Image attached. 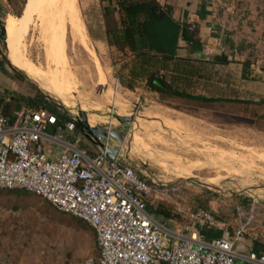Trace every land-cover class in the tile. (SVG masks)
<instances>
[{
	"label": "rangeland",
	"instance_id": "obj_1",
	"mask_svg": "<svg viewBox=\"0 0 264 264\" xmlns=\"http://www.w3.org/2000/svg\"><path fill=\"white\" fill-rule=\"evenodd\" d=\"M29 1L0 0V30L1 23L6 25V39L0 37V60L9 58L20 69L31 66L32 75L27 76L45 94L50 85L57 91L60 88V113L78 119L84 112L90 126L127 134L121 145L124 162L136 168L148 183L167 184V195L149 199L150 206L164 205L176 216L159 218L160 223L181 229L189 224V212L205 210L230 230L246 224V237L256 239L255 249L262 253L264 96H258L255 89L251 100H239L254 102L251 105L204 104L160 97L149 92L144 82L130 90L123 84L129 83L125 80L127 69L122 70L127 63H122L106 42L97 40L106 33L103 12L107 3L40 0L30 12ZM245 9L252 11L250 24L233 36V46L222 41L227 29L213 35L225 46L226 56L243 60L249 65L250 78L258 81L254 71L264 84V0L248 2ZM26 16L28 23L13 39L14 55L10 32ZM4 66L16 77L8 61ZM4 80H0V92L9 97L8 102L16 93L27 97L38 94L26 80ZM115 115L127 120L120 121ZM79 134L83 137L79 148L94 155L92 149L84 148V143L90 142L82 132L77 129L73 138ZM113 144L117 147L119 141ZM44 146L48 153L50 144L44 142ZM52 146L56 158L63 148ZM2 194L0 206L6 200ZM29 221L10 226L9 231L0 229V264H80L98 254L93 228L49 202Z\"/></svg>",
	"mask_w": 264,
	"mask_h": 264
},
{
	"label": "built area",
	"instance_id": "obj_2",
	"mask_svg": "<svg viewBox=\"0 0 264 264\" xmlns=\"http://www.w3.org/2000/svg\"><path fill=\"white\" fill-rule=\"evenodd\" d=\"M192 29H195L193 24ZM209 46L204 54L211 56ZM14 124L0 109V191L24 190L44 198L56 210L77 217L94 230L96 257L80 264H264V254L240 256L235 246L247 243V225L231 231L210 212H189V224L171 228L149 213L147 201L167 195V187L148 183L133 167L104 150L88 156L77 144L64 140L77 130L72 121L63 126L47 109L24 108ZM44 142L61 146L54 157ZM202 229H217L219 239L205 241Z\"/></svg>",
	"mask_w": 264,
	"mask_h": 264
},
{
	"label": "trees",
	"instance_id": "obj_3",
	"mask_svg": "<svg viewBox=\"0 0 264 264\" xmlns=\"http://www.w3.org/2000/svg\"><path fill=\"white\" fill-rule=\"evenodd\" d=\"M102 3H107L103 12L107 44L115 52L114 54H119L122 63H127L122 67V70L127 69L128 71L125 80H129V83L126 85L123 83L126 88L134 90L136 83L144 82V86L149 92L163 98H178L204 104L217 102L254 104V102L239 100L225 101L197 94L193 90L195 88L194 79L199 73L197 71L199 65L197 66V64L181 69L174 68L167 73V66L175 61L181 40L185 41L188 46L198 48L204 46L198 35V25L195 23L183 25L175 20L170 6H162L157 0H102ZM205 9L206 3H203L200 8L202 17H205ZM193 24L195 29L191 28ZM221 31L218 29V32ZM225 34L227 37H224L225 39L222 41L226 45L229 43L233 46L231 39L236 33L228 30V33ZM231 34L232 36H230ZM217 36L220 38L219 34ZM4 61L8 60L4 58ZM5 62L0 60V72L17 81L19 79L25 81V78L12 67L16 77L11 75L4 66ZM242 65L243 78L250 79L249 65L245 63ZM6 98L9 97L7 95L0 96V109L10 124L15 123L16 113L24 108L47 109L58 117L60 126L68 122V119L59 112L58 108L39 92L35 97L16 93L9 102ZM261 104H264V100ZM147 208L149 213L155 215L156 220L176 217L164 205L150 206L149 200L147 201ZM200 233L207 242L222 236V232L217 229H202ZM255 246L258 247L257 244ZM262 252L264 253V248Z\"/></svg>",
	"mask_w": 264,
	"mask_h": 264
},
{
	"label": "crops",
	"instance_id": "obj_4",
	"mask_svg": "<svg viewBox=\"0 0 264 264\" xmlns=\"http://www.w3.org/2000/svg\"><path fill=\"white\" fill-rule=\"evenodd\" d=\"M162 6H170L173 11V17L183 25H191L195 23L198 25L199 38L204 44L203 47L188 46L185 41H180V49L175 58V61L167 66L168 71H172L174 68L181 69L184 67L197 64L198 75L195 77V92L197 94L205 95L207 97L223 99V100H251L253 92L256 89L258 96H264V84L260 81H254L253 77L250 79L243 78V60L237 58L233 59V55L226 56L225 46L219 43V39L213 34L218 32V29H227L233 33H239L242 28H246L249 22V14L245 7L248 2L254 0H157ZM203 3H206L205 17L200 14V8ZM229 3V4H228ZM105 6V5H104ZM249 19V20H248ZM245 31V30H244ZM98 42H106V33L102 34L100 38H97ZM218 44V45H217ZM212 48L213 52L211 56L204 54L207 47ZM228 61L227 63H222ZM240 61V62H237ZM21 70L20 68H18ZM181 71V70H179ZM177 71V72H179ZM23 72V71H22ZM5 77L6 79L4 80ZM4 80L6 83H16L17 80L4 75L0 72V80ZM254 84L258 85L254 88ZM7 90V89H5ZM47 91V90H46ZM262 91V92H261ZM58 92V91H57ZM154 94V93H152ZM6 95L4 92H0V96ZM56 100H61L58 103H62L61 94L57 93ZM245 97V98H244ZM264 98V97H263ZM55 100V101H56ZM73 133H66L64 140L68 143L75 144V138ZM79 136H81L79 134ZM82 137V136H81ZM83 144V137L79 147ZM50 149H55L50 145ZM84 148L92 149V154L97 155L100 149L92 143L85 144ZM49 149V150H50ZM86 154V149H82ZM61 153H58L57 157ZM88 156H94L87 154ZM55 156V153H54ZM9 191L8 193H6ZM2 198H6L5 203L0 206V229L9 231V227L13 228L17 225L24 224L25 220L28 222L31 218H35L42 207L46 205V201H42V197H39L33 193L20 190L0 191ZM44 199V198H43ZM220 221V220H219ZM30 222V221H29ZM28 224V223H26ZM235 230V229H233ZM231 230V231H233ZM257 240L247 239V243L237 244L235 250L240 256H248L251 253L257 255L264 254L263 252L258 254L255 249ZM236 264H247L242 258L236 259Z\"/></svg>",
	"mask_w": 264,
	"mask_h": 264
},
{
	"label": "water",
	"instance_id": "obj_5",
	"mask_svg": "<svg viewBox=\"0 0 264 264\" xmlns=\"http://www.w3.org/2000/svg\"><path fill=\"white\" fill-rule=\"evenodd\" d=\"M0 37L3 38L4 40L6 39V25L5 23H1V30H0ZM8 59V62L10 63L11 67L14 68L17 72H19L24 78L25 80L30 83L34 88H36L38 90V92L40 94H42L51 104H53L54 106H59L58 102L51 99L50 97H48L40 88L39 86L34 83L32 80H30V78L21 70H19L18 68H16L11 61ZM253 75H255L258 79V81H263L262 76H260L259 74L255 73L254 71L252 72ZM59 110V109H58ZM61 114L63 116H65L69 121H72L76 124V128L82 132L84 134V136L88 139V141L90 143H92L93 145L97 146L100 150H104L107 152L108 157L115 161L118 158L125 163L124 161L125 158L122 156L121 154V145L124 143V139L126 138L127 134L118 132V131H114V130H110L104 127H92L90 126L88 119H87V115L84 112H80V117L78 119H74V118H70L69 116L65 115L64 113L61 112ZM115 118H117L120 121H126L127 119L124 118H120L119 116L115 115ZM125 137V138H124ZM114 140H118L119 141V146H115L113 144ZM124 159V160H123ZM128 166H131L130 164L125 163ZM132 167V166H131ZM134 168V167H133ZM136 170V168H134ZM137 171V170H136ZM142 176V175H141ZM150 183V182H149ZM152 185H157V186H166L167 184H156L155 181H153V183H150Z\"/></svg>",
	"mask_w": 264,
	"mask_h": 264
},
{
	"label": "bare ground",
	"instance_id": "obj_6",
	"mask_svg": "<svg viewBox=\"0 0 264 264\" xmlns=\"http://www.w3.org/2000/svg\"><path fill=\"white\" fill-rule=\"evenodd\" d=\"M40 0H30L29 1V6H28V8H29V10H30V12H31V10H33V8H35V7H37L38 6V4L39 3H41V2H39ZM44 1V0H43ZM62 1V0H61ZM68 1H70V0H68ZM46 2V1H45ZM48 2H49V0H48ZM52 2H54V1H52ZM51 2V3H52ZM42 3H44V2H42ZM29 12V13H30ZM28 16H29V14H28ZM28 16H26L25 18H23L20 22H19V24H17V26H16V28H14V29H12L11 30V32H10V34H11V38L10 39H12L11 41H10V48H11V50H12V53L15 55L16 54V48H15V43H13V39H14V37L21 31V30H23V28L25 27V25L28 23V21H29V17ZM22 18V17H21ZM20 18V19H21ZM19 19V20H20ZM8 32V33H9ZM14 58V57H13ZM21 69H22V71L26 74V75H32V68H31V66H28V65H26V66H21ZM50 79V78H49ZM54 81V80H53ZM55 82V81H54ZM46 84H49V83H46ZM57 85V84H56ZM58 86V85H57ZM54 87H56L55 85H54ZM60 89V88H59ZM58 89V91H60ZM116 90V89H115ZM118 90H119V88L117 89V91L116 92H118ZM57 93H59V92H57V90H56V88H55V90H54V88H53V86L52 85H50L49 86V89L47 90V96L48 97H50L51 99H53V100H56L55 99V97L57 96ZM60 94V93H59ZM56 101H58V102H60L61 100H56ZM150 112V111H149ZM235 157V156H234Z\"/></svg>",
	"mask_w": 264,
	"mask_h": 264
}]
</instances>
